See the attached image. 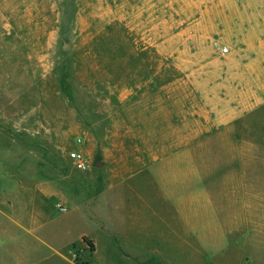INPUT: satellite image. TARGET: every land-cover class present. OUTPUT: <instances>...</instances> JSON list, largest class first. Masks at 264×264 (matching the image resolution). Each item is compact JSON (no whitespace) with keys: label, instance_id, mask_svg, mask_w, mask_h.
Masks as SVG:
<instances>
[{"label":"rangeland","instance_id":"1","mask_svg":"<svg viewBox=\"0 0 264 264\" xmlns=\"http://www.w3.org/2000/svg\"><path fill=\"white\" fill-rule=\"evenodd\" d=\"M137 1L0 0V176L26 181L9 184L17 199L9 214L29 222L43 207L47 232L71 241L65 254L74 264H264V197H249L264 195V182L247 168L255 160L231 162L214 144L202 157L191 151L184 190L181 149L157 151L164 160L145 168L119 172L114 155L108 164L109 143H138L132 115L148 109V97L132 87L119 103L118 82L148 77L142 59L158 64L160 84L177 77L153 49L140 51L150 47L141 35L150 24L165 34L166 0ZM181 94L158 88L157 143L181 138L184 122L170 108V101L180 107ZM220 137L229 143V134ZM73 150L86 171L74 169ZM231 171L247 199L233 198ZM50 197L67 205H44Z\"/></svg>","mask_w":264,"mask_h":264},{"label":"crops","instance_id":"2","mask_svg":"<svg viewBox=\"0 0 264 264\" xmlns=\"http://www.w3.org/2000/svg\"><path fill=\"white\" fill-rule=\"evenodd\" d=\"M156 1L159 0H148ZM138 2L143 4L145 0ZM165 6L168 12L165 34H160L157 25L150 24L149 29L143 30L141 35L151 48L143 47L140 51L143 53L153 49L155 55L160 54L168 61L160 66L174 71L177 77L160 84L158 64L151 63V60L145 63V59H142L143 66L148 67V77L134 76L136 78L127 83L123 80L118 82L117 86L121 88L117 95L119 103L125 102L127 97L123 96L122 91L132 87L135 92L139 89L140 97H148V109H139L132 115L136 120L133 121V130L139 138L138 143L130 148H122L119 144L116 146L113 141L109 143L106 149L108 164L109 156L114 155L111 165H116L119 172L136 165L145 168L164 160L158 159L157 151L181 149L184 190L190 170V152L198 151V156L202 157L207 151H212L214 144L216 155H221L222 148H225V151H229L231 162L247 160L248 163L255 160L253 162L258 165L248 166V171L250 174L257 172V179L263 183L264 0H166ZM215 43L227 47L228 53L222 54L215 49ZM159 87L182 88L180 107L176 108L174 101H170L172 114L176 111L180 115H175L184 122L178 128L181 138L176 142L166 140L157 143L154 138L158 123L152 119H155L154 114L158 111ZM171 97L175 98L173 95ZM140 101L141 105L143 99ZM147 117L149 121H145ZM243 121L244 126L237 125ZM226 134L230 135L229 143L219 142L222 140L220 136ZM211 137L213 143L204 142ZM230 173H233V198L247 199L249 193L243 196L238 194L244 186L239 188L240 181L234 177L237 176L234 174L236 172ZM14 182L19 185L26 183L12 176H0V264H74L65 254L71 241L65 244L57 242V234L47 232L50 229L47 225L49 218L43 207L39 212H33L29 222L9 214V208L17 202V199L9 198L13 196V192H9V184ZM253 193L249 197H264L261 191ZM53 200L63 203L50 197L43 204L48 205L52 201L54 205ZM72 204L75 206L74 201ZM245 208L246 215L252 213L249 211V208L252 211L251 205ZM73 209L72 214L84 220L77 208ZM241 214L235 213V217ZM258 215H261L260 212ZM231 220L235 223L233 216ZM247 221L254 222L251 218ZM85 233L87 231L79 234L82 236Z\"/></svg>","mask_w":264,"mask_h":264},{"label":"built area","instance_id":"3","mask_svg":"<svg viewBox=\"0 0 264 264\" xmlns=\"http://www.w3.org/2000/svg\"><path fill=\"white\" fill-rule=\"evenodd\" d=\"M213 46L215 49H218L222 54L228 53L227 47H220L216 43ZM76 143H77V145L81 144V139L78 138L76 140ZM68 155H69V159H70V161H72L73 167L76 171L84 172L87 170V167H88L87 162L84 159L83 155L79 151L73 150Z\"/></svg>","mask_w":264,"mask_h":264},{"label":"trees","instance_id":"4","mask_svg":"<svg viewBox=\"0 0 264 264\" xmlns=\"http://www.w3.org/2000/svg\"><path fill=\"white\" fill-rule=\"evenodd\" d=\"M120 50V49H119ZM121 51V50H120ZM136 59V58H135ZM137 60V59H136Z\"/></svg>","mask_w":264,"mask_h":264}]
</instances>
